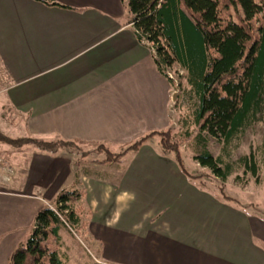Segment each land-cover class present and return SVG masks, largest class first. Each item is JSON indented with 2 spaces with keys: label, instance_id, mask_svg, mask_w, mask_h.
<instances>
[{
  "label": "crops",
  "instance_id": "1",
  "mask_svg": "<svg viewBox=\"0 0 264 264\" xmlns=\"http://www.w3.org/2000/svg\"><path fill=\"white\" fill-rule=\"evenodd\" d=\"M50 1L0 0V132L118 153L171 128L174 88L127 0ZM69 151L0 143V264L73 188L89 213L80 229L108 264H264V215L186 177L158 135L117 161L102 151L89 165V151L77 164ZM127 156L119 176L99 173Z\"/></svg>",
  "mask_w": 264,
  "mask_h": 264
},
{
  "label": "trees",
  "instance_id": "2",
  "mask_svg": "<svg viewBox=\"0 0 264 264\" xmlns=\"http://www.w3.org/2000/svg\"><path fill=\"white\" fill-rule=\"evenodd\" d=\"M127 8L137 38L145 37L154 47L157 68L165 76L162 65L183 71L190 111L182 120L181 139L173 140L171 128L153 131L118 153L102 150L107 152L105 160L117 161L158 135L163 154H172L189 179L196 178L184 168L183 140L192 146L193 159L216 179L225 181L240 169L257 182L264 161V136L261 157L250 151L236 161L230 158L249 127L255 122L264 127V0H127ZM167 79L174 86L171 78ZM209 136L222 144L217 156L206 147ZM0 142L16 148L33 144L50 152L76 147L63 139L11 138L1 132ZM88 153L82 151V155ZM220 193L232 200L223 187ZM79 201V190L73 188L61 190L51 203L75 231L84 222ZM51 207L47 204L36 213L31 234L12 250L6 264L67 263L60 229L68 227Z\"/></svg>",
  "mask_w": 264,
  "mask_h": 264
},
{
  "label": "rangeland",
  "instance_id": "3",
  "mask_svg": "<svg viewBox=\"0 0 264 264\" xmlns=\"http://www.w3.org/2000/svg\"><path fill=\"white\" fill-rule=\"evenodd\" d=\"M160 67H162V69L166 71V76L168 78H171L174 83L173 88L174 93L177 97V101L175 102L174 99V104H172L173 107L171 111L170 125L173 133V140H179L182 138V136L180 135L182 120L190 111V104L187 100L188 94L186 92L183 81V71L178 69L176 66L164 67L162 65ZM263 136L264 127L262 122H255L242 135L237 144V147L234 148L230 159L232 161H236L239 157L248 154L250 151H253L255 153L257 152L258 156L261 157L262 153H260L261 149H259V147L262 143ZM153 141L157 144L158 140L154 139ZM221 146V142L214 137L209 136L207 138L206 147L213 156H217L220 153ZM69 150V153L72 155L73 161H76V163L78 164V161L82 160L81 154L83 149L81 148L82 151H80L77 147H71L69 148ZM88 151H90L91 153L89 154L88 159L85 160L87 164H92L94 162L102 163V158L106 157L104 155V152H102V150H100L99 148L97 149L95 146ZM180 151L183 157L184 168L190 174L194 175L197 181L202 182L209 190L215 192L216 194H218L223 187V192H225V194L239 198L242 203H246L248 207L250 206L255 209L257 213L264 215V161L260 165V170L258 173L259 180L257 182L254 177L242 174L240 169L229 176L225 181H221L220 179H216L207 168H202L193 159L194 150L189 144V141H181ZM170 156L173 157L172 154ZM126 160H128V156L121 163L118 162L114 164L109 170H101V172L99 173L103 174L105 178H111L115 175L119 176L123 172L122 169H125L126 167ZM81 163L84 164V161L82 160ZM115 167L118 168V171ZM4 173L5 172L3 170L0 176L8 177V174L5 175ZM237 175L239 178H235ZM48 204H50V206L52 207L54 206L51 203ZM81 212L83 221H87L89 219L87 208L85 206H82ZM80 228L78 229V232L79 238L82 242H80L68 229H64L66 232L63 230V250L68 255L66 264H108V262L106 263L105 261L100 260L94 244H92L91 240L88 239V236L85 235L86 233Z\"/></svg>",
  "mask_w": 264,
  "mask_h": 264
},
{
  "label": "built area",
  "instance_id": "4",
  "mask_svg": "<svg viewBox=\"0 0 264 264\" xmlns=\"http://www.w3.org/2000/svg\"><path fill=\"white\" fill-rule=\"evenodd\" d=\"M140 41L143 43V44H145L146 46H148L151 50H152V52L155 54V51H154V47L151 45V43H149L148 41H147V39L145 38V37H142L141 39H140ZM2 169L4 170V171H8V169L7 168H5V167H2ZM1 178L2 179H5V180H7V177H5V176H1ZM52 209H53V211L55 212V213H57V215L65 222V225L68 227V229H69V231L80 241V242H82L81 241V239L79 238V232H78V230H74L73 228H72V226L69 224V223H67L66 221H65V219H63V217H62V215L60 214V211L57 209V208H54V207H51Z\"/></svg>",
  "mask_w": 264,
  "mask_h": 264
},
{
  "label": "water",
  "instance_id": "5",
  "mask_svg": "<svg viewBox=\"0 0 264 264\" xmlns=\"http://www.w3.org/2000/svg\"><path fill=\"white\" fill-rule=\"evenodd\" d=\"M175 96H176V95L173 96V99H175Z\"/></svg>",
  "mask_w": 264,
  "mask_h": 264
}]
</instances>
